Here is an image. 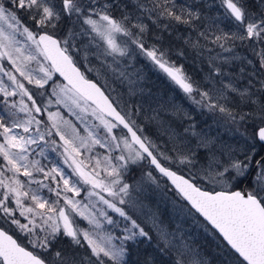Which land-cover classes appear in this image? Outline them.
I'll return each mask as SVG.
<instances>
[{
    "label": "snow or ice",
    "instance_id": "snow-or-ice-1",
    "mask_svg": "<svg viewBox=\"0 0 264 264\" xmlns=\"http://www.w3.org/2000/svg\"><path fill=\"white\" fill-rule=\"evenodd\" d=\"M189 221L264 264V0H0V264H212Z\"/></svg>",
    "mask_w": 264,
    "mask_h": 264
},
{
    "label": "rangeland",
    "instance_id": "rangeland-1",
    "mask_svg": "<svg viewBox=\"0 0 264 264\" xmlns=\"http://www.w3.org/2000/svg\"><path fill=\"white\" fill-rule=\"evenodd\" d=\"M207 3H213L214 0H206ZM250 3H254V0H250ZM217 11L219 12H223V9H219L218 5L216 8L210 9L208 10V14L210 15H216ZM86 42V41H85ZM93 64L96 63L95 60L92 61ZM145 64V61L140 59L137 64L136 67L139 68L141 66H143ZM33 67H36V65L34 64ZM145 71L147 72L148 69L145 68ZM95 76V73L92 74V77ZM149 77L151 81H155L154 85H150L153 87V90H157L156 86L157 85H163V91L166 92L167 95H174L176 97V101L178 103H183L185 107H188V102L184 99L183 94L179 91V89H174V87L169 84L167 81H162V80H157L154 74L149 73ZM57 79H59L57 77ZM111 87H114L117 89V91H122L123 89L121 88V86L119 85V83H110ZM115 94V93H114ZM51 111H57V106H53L51 109ZM59 110L61 111V114L67 118V119H71L73 121L74 124L77 125L78 128H80L82 134L83 133V127L84 124H87L89 127L92 126V124L94 123H98V121H95L93 119V117H91V115H85L83 113L79 112V109H76L77 114L81 115L83 120H84V124H81L80 121H77L75 116H70L68 114L67 109L60 107ZM96 131H100L99 129H96ZM154 132V129L152 130ZM101 135H103V132L101 131ZM225 139H227V137H225ZM97 152H104V149H100L99 147H97L96 149ZM49 157L50 159H52L53 161H59L62 164V160L56 155V153H49ZM66 167V166H64ZM68 171H71L70 169H68ZM87 190V186H85V191ZM106 195V194H105ZM95 201V197L92 198ZM161 208H164V205L161 204ZM109 214L113 215L114 218H116L114 213H111V210H108ZM165 219H167V215L165 216ZM81 226H86V222H82ZM190 226V231H189V235L193 236L195 238V242L197 245L200 246L201 251L211 260L212 264H219V260L220 257L217 255V248H216V242L212 239V237L206 235L201 229H199L197 226L192 225L191 221L188 222V224L185 225V227H189ZM154 243V242H153ZM141 246L139 250V248H135L134 246L131 249V255H137L138 251H142V254H149L153 252V249L151 246H148L147 248L145 247V245L142 243L140 244ZM147 250V251H146ZM130 257V256H129ZM129 259V258H128ZM160 260L161 258L159 256L156 257V264H160ZM138 259L134 258L133 260L129 259V264H137Z\"/></svg>",
    "mask_w": 264,
    "mask_h": 264
},
{
    "label": "trees",
    "instance_id": "trees-1",
    "mask_svg": "<svg viewBox=\"0 0 264 264\" xmlns=\"http://www.w3.org/2000/svg\"><path fill=\"white\" fill-rule=\"evenodd\" d=\"M252 1H253V0H252ZM90 78H94V77L91 76ZM140 246H141V245H140ZM139 250H142V249H140V247H139ZM146 251H147V250H146ZM144 255H146V254H142V251H138V252H137V255H133V254H132V255H130L129 259L133 260L134 258H136V259L139 260V259H142ZM137 264H138V262H137Z\"/></svg>",
    "mask_w": 264,
    "mask_h": 264
},
{
    "label": "water",
    "instance_id": "water-1",
    "mask_svg": "<svg viewBox=\"0 0 264 264\" xmlns=\"http://www.w3.org/2000/svg\"><path fill=\"white\" fill-rule=\"evenodd\" d=\"M57 77H58V76H57ZM58 78L62 80V78H60V77H58Z\"/></svg>",
    "mask_w": 264,
    "mask_h": 264
}]
</instances>
